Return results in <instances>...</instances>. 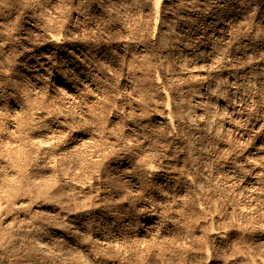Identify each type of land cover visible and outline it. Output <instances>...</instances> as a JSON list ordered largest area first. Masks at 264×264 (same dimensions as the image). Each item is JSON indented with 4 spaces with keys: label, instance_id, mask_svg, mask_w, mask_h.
<instances>
[{
    "label": "rangeland",
    "instance_id": "rangeland-1",
    "mask_svg": "<svg viewBox=\"0 0 264 264\" xmlns=\"http://www.w3.org/2000/svg\"><path fill=\"white\" fill-rule=\"evenodd\" d=\"M113 1L116 0H62V3L61 0H33L30 5H26L23 4L21 0H0V129L10 130L11 133L14 132V135L21 138V141L26 144L34 135L42 140L45 139L44 141H47L49 146L53 143L51 150L55 153L61 152L60 154L63 156L65 155L64 157H66L68 165L70 164L67 169V171H70L68 173H73V175L77 176L82 175L81 177H88L89 174H96L98 172V175H100L104 183L112 184L115 194H118L116 195L117 198L120 197L115 201L118 206L120 205L119 207H121L119 210L122 213L126 210V212L130 213L129 215L132 216L130 217V222L127 223L126 221L127 224L124 226V230L130 234H134L136 231L138 234L140 230L144 231L141 235H138V237L140 236L139 238L143 241L144 249L147 247V244L150 243L146 250L148 249V253L150 252L149 254H151L152 257L154 255L156 258H153L157 260L155 263L154 261L151 262L152 264H244L245 259H243V255L245 252V255L248 257H261L264 259V197L262 198L259 196L255 203H249V201L243 197L235 198V193H233L234 195L232 194V192L235 191H233L232 188L226 189L222 180L219 183L220 186H216L217 189L216 187L213 188L212 185H207V192H204L206 195L203 196V199L212 200V202L215 200L214 209L203 204V200H197L199 197L193 192L192 194L190 192L191 190H188L189 192L186 193L189 196H186L184 193L176 194L169 185L160 187L162 189L157 188L158 196L153 200L151 199V201L145 198V196L148 191L147 184L150 183V180H154V177L147 176L142 169V164L144 162L152 163V161H154L152 164L159 165L160 163L159 166L162 169H174L176 173L180 172L178 174L179 177L182 175V178H179L181 180H184L186 174H190V171L187 169L188 166L184 162L182 151L177 147V145H179L178 140L180 139V133L188 129L181 124H178L171 132L166 129L163 124L165 113H163L164 110L162 109L165 100H163L164 97L160 94V89L161 85H163V89H165L166 92L169 90L167 93H169L170 97L173 99V101L172 99L170 100V107L173 115H176L182 110V107H179L181 106V100L180 102H178V100H184L185 96L187 97V95H189L187 93L194 90L195 81L188 76L193 70L188 68L190 72L186 68H179L176 55H169L168 58L170 59L166 61L164 55H166L168 51H171L173 47L172 44L169 46L168 44L166 45V40H171L173 43V38L178 36L179 28L182 26L181 22L188 23V26L200 31L203 26L201 25L202 18L206 13L211 14V12H215L221 15L228 12L230 8H232V12L234 13L242 10L245 19L242 25L238 26V28H240H237L238 31L234 33V37L236 38L238 36L237 39L241 37L248 38L246 41H251L250 43H252L254 47H252L253 50H244L243 52L245 56L244 59L246 58L244 67L248 64H253L256 62V59L253 58L254 55L256 56L255 49H257L261 43V40L254 35L262 28L261 26L263 25L261 24H264V21L260 22L261 17H264V11H261L262 7H260L259 4L253 7V3L259 0H220V2L219 0H189V2L188 0H161V7L159 8L158 21L154 34L152 0H121L123 7L114 4ZM119 1L120 0H117L116 3L120 4ZM99 2L101 4L100 8L97 7ZM223 4L224 6H222ZM197 6L199 9H196ZM237 7L241 8L236 11ZM124 13L128 14L124 16ZM44 15L50 20H53L49 22L48 18ZM75 16L76 18L79 16L77 20L81 23L77 30L73 29L75 28ZM57 22L59 23L56 24ZM60 24L63 26H60ZM259 26L260 28H258ZM169 27L171 28L170 31ZM84 28H86V30ZM46 29L59 32L65 37L68 36V38H65L66 41H68H65L66 44L72 41L70 31H74L76 34L79 33L77 37L80 38L82 43L89 46V50L96 51L97 54H95V56L98 59L101 49V53L105 52V54H107L106 56L113 60L115 64L114 70H107L104 68L103 70L95 69L93 71L94 78H96L95 85L100 91L97 96H95L92 91L83 90L74 97L72 101L67 98L61 100L55 89L59 81L54 80L47 74L42 76L40 75L41 73L31 72V70L34 71L35 69L30 65L33 60L32 54L28 50L26 51V49L22 48L30 43L40 47L42 42L38 39V35L43 34ZM33 40L36 41L34 42ZM161 40L163 42H161ZM253 51L254 54H252ZM61 55L62 52H60V50L56 51L54 54V68L62 66L61 63H59V60H62L59 59ZM165 62L167 64H165ZM64 65L66 66V64L63 63V67H65ZM172 65L174 67H172ZM206 69L205 72H212V70ZM72 71L76 72L75 69ZM166 72H168V74ZM171 76L174 78L176 77L175 80L171 79ZM258 77L259 76H252L251 82L249 83L250 85L247 84L246 88L244 86L243 92H249L248 94L255 99L256 105L258 104V108L260 107L261 110H263L264 104L261 103H264V95L262 96L263 98L260 95L264 92V87L261 88ZM30 80L31 82L33 81L31 85L28 82ZM156 81H158V83ZM180 86L183 87L184 92L180 91ZM259 90L261 91L259 92ZM258 93L261 94L259 95ZM27 95H30L32 99L34 98L42 104H55V107H53L56 109V119H48L45 124L42 123L44 125L42 126L41 122L43 120H39L34 116L35 114H33L29 106L31 101L27 100ZM13 103H18L20 105V108L16 112L17 114L12 110V106L15 107ZM177 103L178 105H176ZM172 105L173 107L176 105L174 107L175 109L172 108ZM263 117L262 115V121H264ZM59 121H61V123H59V126H56V123ZM70 124L76 126L77 130H70ZM163 130L167 131L164 132ZM178 132L179 134L177 135ZM78 133L83 134V142H76L75 136ZM159 142H161V144ZM158 144L161 146H158ZM147 154L151 156L149 157ZM163 160H165V162ZM220 161L222 162L223 160ZM126 166L127 168L125 170L122 169ZM184 171L186 173H184ZM161 172L162 171L159 173ZM126 174H132L140 179L142 178L141 181H143V186L145 187L143 188L141 185L139 189L131 186L130 183L126 181ZM181 180L180 182H182ZM208 188L209 190H213L214 193L211 190L209 191ZM261 195H264V193ZM85 198L84 200L87 203L93 200L90 197H87V199ZM120 199H122V201L118 202ZM115 202L112 203V205L115 204L117 206ZM239 203H244L246 205L251 204L253 208L249 212L240 213L237 208ZM200 205H203L204 208ZM199 206L203 208L204 212L199 209ZM33 209L35 210V208H32L23 210L24 212L18 211L12 214L13 218L12 215H7L8 218L6 217L5 221H2L4 225H2L3 228L13 233L21 232L23 234L19 228L24 224L23 222L30 220L33 216ZM212 213L215 215L216 221L212 220L214 216ZM97 214L98 213L95 212L91 218L94 219ZM21 218L26 219V221H22ZM237 222H240V226ZM226 224L229 226L234 225V228L235 226L237 228L233 229V235L230 237L231 240L224 241V243L221 241L219 244L216 239L208 241L204 238V236L210 232L208 230H211L212 226L217 228V225H220L218 226L219 228ZM8 227L9 229H7ZM63 230L65 231V228ZM80 232L82 233H78V238L81 243L85 236L87 237V235H89L91 237L92 235L90 234V230L81 229ZM238 233L240 234L239 236ZM243 235L247 236L248 239L246 241L242 239ZM45 239H48V237H45ZM143 239L146 240V242ZM161 241L165 242L166 247L163 246L164 242L162 243ZM203 241L207 245L203 244ZM243 241H245V243ZM160 243L162 245L159 247L160 249L158 248L159 252H155L157 250L154 248L157 249ZM237 244L241 245L240 251ZM202 245L205 250L206 248L209 250L208 260H206L207 258L203 255V251L205 250H202ZM149 246L152 247L151 250ZM232 246H234L232 248L233 250L236 246L238 249L233 252V250H231ZM161 248L164 249L162 250ZM152 249H154V251H152ZM106 250L109 252L110 257H107V259L105 258V260H98L97 264H111L113 260L111 255L114 254L113 247L109 248L112 253H110L108 249ZM238 251L240 253L243 252V255L240 253L238 254ZM160 252L164 254L162 257L158 254ZM246 256L244 258H246Z\"/></svg>",
    "mask_w": 264,
    "mask_h": 264
},
{
    "label": "bare ground",
    "instance_id": "bare-ground-1",
    "mask_svg": "<svg viewBox=\"0 0 264 264\" xmlns=\"http://www.w3.org/2000/svg\"><path fill=\"white\" fill-rule=\"evenodd\" d=\"M21 1L26 5H30L33 2V0ZM116 1H113V3L123 7L121 0L119 1L120 4L116 3ZM152 1V9L154 12V34L158 21L159 8L161 7V0ZM253 4V7L259 4L260 7H262L261 11H264V0H259ZM100 6L101 4L99 2L97 7L100 8ZM222 6H224V4ZM240 8L241 7H237L236 11ZM196 9H199L198 6ZM126 14L124 16H126ZM46 15L44 16L47 17L49 13L47 16ZM77 18L75 19V28H73L74 30H77L79 28L78 26L81 24ZM244 19L245 15L242 10L234 13L232 12V8H230L228 12H225L221 15L215 12H211V14L206 13L202 18V30L198 31L197 29H193L188 26V23L186 24L185 22H181L182 26L179 28L180 30L177 34L178 36L173 38V43L171 40H166V45L168 44L169 46L172 44L173 46L171 51H168L167 54L164 55L166 61L170 59L168 58L169 55H176L178 58L177 62L179 68L183 67L193 70V72L188 76L195 81V86L193 85L195 87H193L194 90H192L190 93H187L189 95H187V97L185 96L184 100H178V102L181 100V106L179 107H182V110L179 113H177L179 110L175 112L177 113L176 115H173L170 107V100L172 97H170L169 93H167L169 90L166 92L165 89H163L164 86L161 84V89L159 88L160 94L164 97L163 100H165V104L162 109L164 110L163 113H165L163 124L166 129L170 130L169 132H171V130L175 129L178 124L184 125V127L186 126L188 129H186L187 131L180 133V139L178 140L179 145H177V147L182 151L184 162L187 164V169L190 171V174H186L184 180H181L179 178H182V175L179 177L178 173L180 172L176 173L174 169H162L159 166L160 163L159 165L152 164L154 161H152V163L150 162L151 164L148 162H142L143 172L147 176L154 177V180H150V183L147 184L148 191L145 198H148V200H153L156 198V196H158L157 188L162 186L166 187L169 185V187L172 188L176 194H186L191 190V193L193 192L199 197L197 200H203V204H206L208 207L214 209L215 200L212 202V200L203 199V196L206 195L204 192H207V185H212L214 188L218 185L220 186L219 183L222 180L224 182L223 185L226 186V189L232 188V190L235 191L232 192V194L235 193V198L243 197L246 198L249 203H255L259 196L262 198L264 197V195H261L264 193V121H262L264 109L261 110L260 107V109L258 108V104L256 105L255 99H253V97L248 94V91V93L243 92L244 86L246 88L247 84L251 82L252 76H259L258 78L260 80V86L261 88L264 87V24H261L263 25L261 26L263 29L261 28L262 30H258L256 35L253 33L256 38L261 40L258 48L255 49L256 56L254 55L253 57L256 59V62H250L253 64H248L244 67V61L246 58L244 59L245 56L243 52L244 50L252 49L253 45L250 43L251 41H246L248 38L241 37L240 39H237L238 36L236 38L234 37V33L238 31L240 28H238V26L242 25ZM263 19L264 17H261L260 22L264 21ZM51 20L48 18L49 22H51ZM58 23L59 22L56 24ZM61 25L62 24H60V26ZM258 28H260V26ZM84 29L86 30V28ZM70 34L72 36V41H69L70 43L66 44L65 38H68V36L65 37L59 32H53L50 29H46L43 34L38 35V39L42 42L40 47H37L33 43L24 46L22 49H26V51L28 50L32 54L31 56L33 60L30 65L35 69L34 71L31 70V72L38 74L41 73L40 75L42 76L47 74L54 80L59 81L60 83L58 82V84L55 86V89L61 100L67 98L69 100L71 99L72 101V99L83 90L90 92L92 91L94 92L95 96H97L100 91L95 85L96 78H94L93 71L95 69L103 70L104 68L107 70H112L115 64L113 60L106 56L107 54H105V52L101 53V49L99 52L100 57L98 59L95 56V54H97L96 51L89 50V46L85 43H82L80 38L77 37L79 33L76 34L74 31H70ZM158 40L160 42L159 38ZM161 42L163 41L161 40ZM59 50L62 52V55L59 58L62 59L59 60V63H61L62 66L54 68V54ZM252 54H254V51ZM63 63L66 64V66L64 65L65 67H63ZM165 64L167 63L165 62ZM172 67L174 66L172 65ZM206 68L212 70V72H205V70H207ZM73 69H75L76 72H73ZM166 73L168 74V72ZM170 78L175 80L176 77L174 78L171 76ZM28 82L30 85L33 84V81L31 82V80ZM156 82L158 83V81ZM179 89L180 91L184 92L182 86H180ZM261 90H259V92ZM263 95L264 92L260 96L262 97ZM26 97L28 98L27 100L31 101L29 106L33 114H35L34 116L39 120H43L41 124H45L46 120L48 119H56L57 114L56 109L54 108L55 104H42L39 101H36L34 98L32 99L30 95H27ZM256 99L261 100L259 98ZM13 104L15 107L12 106V110L16 113L20 108V105L18 103ZM176 105H178V103ZM176 105H174V107ZM174 107L172 105L173 109H175ZM59 123H61V121L57 122L56 126H59ZM43 124L42 126H44ZM69 127L70 130L77 128L71 124ZM75 139L76 142H81L83 140V134L78 133L75 136ZM29 140L30 141L26 144L25 142L21 141V138L15 136L14 132L11 133L10 130L8 131L0 129V264H97L98 260H105V258L107 259V257H110L109 252L106 249L109 250L111 247H113L114 250V254L111 255L113 257L111 264H152L151 262L154 261L155 263V261H157L154 259L156 257L153 255V258L152 255L149 254L150 252L148 253V249L146 250L150 243L147 244V247L144 249V243L139 238L140 236L138 237V235H141L144 232L143 230L138 231V234L137 231L134 234H130L124 230V226L131 221L130 217L132 216H130V213H127L126 210L123 213L119 210L121 207H119L120 205L118 206L115 201H117L120 197L117 198L116 195L118 194H115L112 184L106 182L104 183L97 171L96 174H89L88 177H81L82 175L77 176L73 175V173H68L70 171H67V169L70 164L68 165V161L66 157H64L65 155L63 156L60 154L61 152L55 153L53 150H51V146L53 144L52 142V144L50 143L51 146H49L47 144L48 142L44 141L45 139L42 140L35 135ZM159 143L161 144V142ZM158 146L161 145L158 144ZM220 160L223 161L221 162ZM163 161L165 162V160ZM126 168L127 166L122 169L125 170ZM160 171L162 172L159 173ZM184 173L186 172L184 171ZM125 176L126 181L129 182L131 186L139 188V186L142 185L143 188L145 187L143 186V181H141L142 178L140 179L136 176H133L132 174H126ZM180 180L182 182H180ZM186 196L189 195L186 194ZM87 197H90L93 200L88 201L87 203L84 200V198L87 199ZM120 201H122V199H120L118 202ZM114 202L117 204V206L115 204H113L114 206L112 205ZM200 206L199 209L203 211L204 206L203 208ZM32 208H35V210L33 209V216L30 218V220L26 221V219L21 218L22 221H26L23 222L24 224H22L19 228L23 234L21 232V234L19 232L13 233L12 231H8L3 228L4 225L2 221H5L7 215H12L18 211L27 209L29 210ZM237 208L240 213H246V211L249 212L253 207L251 204L246 205L244 203H239ZM95 212L98 214L93 219L91 217H93ZM212 220L216 221L215 215L212 217ZM212 220L210 221L212 222ZM237 223H239L240 226V222ZM218 226L220 225H217V228L209 226L211 227V230H208L210 232H206L207 234L205 236L203 234L204 238H206L208 241L216 239L218 240V243L221 241L224 243V241L230 239L231 235H233V229L236 228V226L234 228V225L229 226L228 224L219 228ZM64 228L65 231L63 230ZM7 229H9V227ZM81 229L87 231L90 230V234H92L91 237L86 234L87 237L85 236V239L83 238V241L85 240L84 243L83 241L81 243L78 238V233H82L80 232ZM239 233L238 236L240 235ZM45 237H48V239H45ZM242 239L246 241L248 238L246 235H243ZM144 241L146 242V240ZM245 241L243 242L245 243ZM203 244H205V242ZM161 245L162 244L160 243V246H156L157 249L154 248L157 250L155 252H159L158 250L160 249L159 247H161ZM163 246L166 247L165 242ZM234 246L231 247V250H233L232 248ZM238 247L240 248L241 245H238ZM151 248L152 247L149 246L150 250ZM154 249H152V251H154ZM236 249H238L237 246L233 252L236 251ZM202 250L205 249L203 248ZM240 250L241 248L239 251ZM109 251L112 253L111 250ZM208 251V248L203 251V255L205 258H207L206 260H208L209 257ZM239 251L238 254L240 253ZM158 254H160L161 257L164 255L161 254V252ZM245 254L246 252L244 255H242L245 257ZM244 257V264H264V259L261 257Z\"/></svg>",
    "mask_w": 264,
    "mask_h": 264
}]
</instances>
